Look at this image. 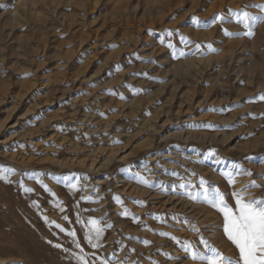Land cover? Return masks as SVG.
<instances>
[{
  "label": "rangeland",
  "instance_id": "1",
  "mask_svg": "<svg viewBox=\"0 0 264 264\" xmlns=\"http://www.w3.org/2000/svg\"><path fill=\"white\" fill-rule=\"evenodd\" d=\"M257 4L264 0H0V168L15 170L11 183L0 180V264H29L37 252L40 264H75L53 244L79 249L45 215L74 228L84 252L111 264H194L171 236L201 248L198 239L216 234L211 220L220 227L222 217L172 189L203 177L227 194L231 186L220 173L233 163L253 172L237 177V189L252 179L264 185L257 176L264 174V23L253 38H237L221 31L242 32L235 20L202 29L191 18L206 22ZM169 42L186 55L175 58ZM207 44L219 51L209 52ZM211 149L216 157L205 159ZM65 178L80 190L70 191ZM145 178L151 187L139 182ZM248 195H264V188ZM124 209L132 215L123 216ZM77 211L81 219L112 225L99 249L82 239ZM173 216L187 217L200 231ZM21 220L35 233L17 241V249L27 245L23 257L15 248L8 254L3 234ZM218 233L219 243L209 242L237 256Z\"/></svg>",
  "mask_w": 264,
  "mask_h": 264
},
{
  "label": "snow or ice",
  "instance_id": "2",
  "mask_svg": "<svg viewBox=\"0 0 264 264\" xmlns=\"http://www.w3.org/2000/svg\"><path fill=\"white\" fill-rule=\"evenodd\" d=\"M209 2H211V0H209ZM248 7L260 9V14H253L245 10ZM191 20L195 27L202 29L209 28L217 23L223 25L235 20L237 24L242 25V32H231L223 27L221 31L228 37L238 38L240 36H246L248 38H253L255 36L256 27L260 23H264V4L249 5L240 10L228 9L226 12L215 14L206 22L201 21L199 17H192ZM169 35H171V32H169ZM182 40H184L186 45L194 43L185 37H182ZM167 47L172 50L173 56L177 59L186 55L184 51L177 53L176 46L171 42L167 44ZM201 47V44H195L196 51H199ZM204 47H206L209 52L219 51L214 48L212 44H207ZM117 70L119 71V69ZM139 91L142 90H137L138 93ZM121 99H124V97L121 96ZM259 99L264 101V93L259 95ZM207 126L209 128L213 127L210 124ZM113 142L118 143L119 141ZM212 157H216L215 149L209 150L205 159ZM246 159L253 160L255 158L246 157ZM221 162L220 158L217 157L215 159L216 164H220ZM260 162L264 163V158H261ZM14 171L15 170L11 168H0V180L11 183L12 181L8 174ZM220 174L224 177L225 182L231 186V190L227 194L203 177H200L198 184L193 183L192 180H181V182L172 189V192L178 196L186 197L190 201L203 203L219 213L222 217V224L220 226L221 231L238 250V255H225L204 238L203 235H201L199 240V245L202 246V249L192 242L182 243L175 236H171V239L177 244H181L186 257L190 258L194 264H264V195L255 198L248 195L252 189L264 188V185L257 183L256 179H252L248 184L237 189L235 185L237 184L238 176H253V172L250 169L244 168L239 163H233L230 168L222 170ZM172 175L178 174L173 172ZM192 175L195 176L196 174L193 173ZM257 176L259 179L264 180V174H257ZM65 182L70 191L78 192L80 190V185L78 183H70L67 178H65ZM139 182L145 186H152V183L146 178L140 179ZM44 188L50 191L47 185H44ZM161 190H164L163 185H161ZM23 191L25 193H31L34 189L24 187ZM53 195H55V193H53ZM81 199H84V197H81ZM88 199H90V197ZM116 199L120 201L119 197H116ZM120 202L123 203V201ZM32 206L35 208L40 207L37 201H33ZM55 208L61 213L66 211L63 202L59 200H57ZM121 214L125 217L132 215L127 209L122 210ZM62 218L65 221H69V216L67 214L63 215ZM133 218L135 219V217ZM173 219L177 220L181 225L191 224L194 231H200V229L187 217L180 219L178 216H173ZM43 220L49 227L54 226L59 230V233L66 234L67 237H70L71 244L74 245L76 249H79V253H71L70 248L64 247L63 244H53L52 241H48V243L53 244L55 248L62 249L65 253H70L75 260V264H111L108 258L97 256L96 252H92L91 254L84 252L81 240L77 239V232L74 228L69 230L55 220H50L47 215L43 216ZM69 222L71 223V221ZM76 223H79L82 228L86 229L82 239L86 240L87 244L90 245L92 249H99L101 247L106 229L112 227L111 224L104 223L103 219L95 217L81 219L79 211H77L76 214ZM160 235L170 236L171 234L168 232H161ZM143 242L146 245L151 243L149 240ZM133 251L135 250L133 249Z\"/></svg>",
  "mask_w": 264,
  "mask_h": 264
},
{
  "label": "bare ground",
  "instance_id": "3",
  "mask_svg": "<svg viewBox=\"0 0 264 264\" xmlns=\"http://www.w3.org/2000/svg\"><path fill=\"white\" fill-rule=\"evenodd\" d=\"M25 2V1H24ZM24 6L23 7H25V6H27V4H23ZM29 7V6H28ZM18 9H17V11H18V16H19V18L21 17V12H20V7L18 6L17 7ZM20 12V13H19ZM10 22V21H9ZM12 22V21H11ZM13 22H14V20H13ZM15 23V22H14ZM11 28H14V25L11 23V24H8ZM36 213H38V211L36 212ZM32 220H33V222H35V223H37V222H39V218H38V216L36 215V216H32ZM213 220H211V225L210 226H212L213 228L212 229H214L215 230V233L216 234H213V235H211V236H209V239H208V241L210 240V241H212L213 242V244H215V245H217L218 243H219V241L221 240V237H220V234L218 233V231H219V229H220V227L219 226H217V225H214V223L212 222ZM210 222V221H209ZM14 232L12 231H10V230H8L7 228L5 229V231H4V236H5V239H6V245H7V247H8V249H7V251H8V254H12V253H14L15 251H14V248L16 249V252L19 254V255H21L22 257L24 256V255H26L25 253V247H27V245L26 244H24V246L25 247H20V249H17V241L18 240H23L24 242L25 241H27V240H31V235H35V233H34V226L32 225V223H28L26 220H21V223L20 224H17V225H15L14 226ZM37 231V230H36ZM35 231V232H36ZM211 237H212V239L213 240H211ZM12 238H15L14 240L12 239ZM47 239V238H46ZM53 240V239H52ZM198 240H200V238L198 239ZM54 241V240H53ZM52 241V242H53ZM55 243H61L60 241H56ZM17 244V245H16ZM62 244V243H61ZM15 245V246H14ZM42 246V245H41ZM222 247V246H221ZM27 249V248H26ZM46 249V248H45ZM201 249H202V246H201ZM20 250V251H19ZM41 250V249H40ZM60 250L61 249H57V252H60ZM19 251V252H18ZM46 251H47V249H46ZM45 255V254H44ZM40 257H42L41 255H40V253H38L37 252V257L34 259V261L33 262H30L29 264H40L39 263V258ZM43 258V257H42ZM48 258V257H47ZM47 258H45V259H47ZM25 259V258H24ZM50 264H56V261L55 260H52L51 259V261H50Z\"/></svg>",
  "mask_w": 264,
  "mask_h": 264
}]
</instances>
